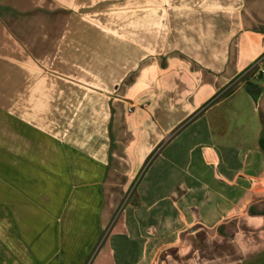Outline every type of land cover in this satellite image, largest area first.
<instances>
[{
  "label": "crops",
  "instance_id": "crops-1",
  "mask_svg": "<svg viewBox=\"0 0 264 264\" xmlns=\"http://www.w3.org/2000/svg\"><path fill=\"white\" fill-rule=\"evenodd\" d=\"M261 70L264 0H0V105L44 91L25 264H264Z\"/></svg>",
  "mask_w": 264,
  "mask_h": 264
},
{
  "label": "rangeland",
  "instance_id": "rangeland-1",
  "mask_svg": "<svg viewBox=\"0 0 264 264\" xmlns=\"http://www.w3.org/2000/svg\"><path fill=\"white\" fill-rule=\"evenodd\" d=\"M35 90L0 105V264H25L44 242V91Z\"/></svg>",
  "mask_w": 264,
  "mask_h": 264
},
{
  "label": "trees",
  "instance_id": "trees-1",
  "mask_svg": "<svg viewBox=\"0 0 264 264\" xmlns=\"http://www.w3.org/2000/svg\"><path fill=\"white\" fill-rule=\"evenodd\" d=\"M250 86H251V85H250V84H248V83H247V84H246V86H245V87H246V89H247L248 91L250 90ZM256 90H258V88H256ZM260 146H261V148H262V149H264V144H263V141L260 143Z\"/></svg>",
  "mask_w": 264,
  "mask_h": 264
},
{
  "label": "built area",
  "instance_id": "built-area-1",
  "mask_svg": "<svg viewBox=\"0 0 264 264\" xmlns=\"http://www.w3.org/2000/svg\"><path fill=\"white\" fill-rule=\"evenodd\" d=\"M260 74L263 76V78H264V70H261L260 71Z\"/></svg>",
  "mask_w": 264,
  "mask_h": 264
}]
</instances>
